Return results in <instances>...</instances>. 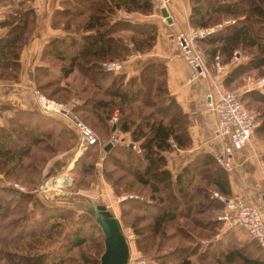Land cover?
Masks as SVG:
<instances>
[{"label": "trees", "instance_id": "16d2710c", "mask_svg": "<svg viewBox=\"0 0 264 264\" xmlns=\"http://www.w3.org/2000/svg\"><path fill=\"white\" fill-rule=\"evenodd\" d=\"M31 1L11 2V11L2 21L9 28L0 37V80H20V55L36 25ZM189 2L192 26L233 19L198 39L211 59L219 52L221 61L227 63L235 49L247 57L225 74L223 85L229 87L246 74L264 70V0ZM60 5L52 14L51 26L72 35L53 37L43 45L40 61L34 66V86L66 103L67 96L61 91L70 85L68 77H80V102L71 110L90 128L95 140L85 144L75 166L90 153V146L102 145L103 136L113 138L104 152L102 172L116 194H136L122 202L131 211L141 210L130 225L135 247L148 254V264H195L193 255L198 261L211 259L202 264H264L262 246L249 233L218 240L214 248L200 242L219 230L216 215L223 204L211 191L230 195L228 170L205 151L197 152L174 176L167 167L166 152L189 147L192 138L190 115L168 89L166 64L148 59L138 75L129 77L101 65L105 59L126 57L132 49L153 47L158 30L155 22L117 16V10L151 13L152 0H62ZM65 78L66 86L62 84ZM240 100L252 107L264 129V89L245 91ZM38 108L16 109L0 124V174L6 180L34 184V175L41 173L49 157L45 152L55 153L81 138L69 116L62 115L67 120H61ZM125 161L134 166H122ZM39 202H34L30 191L0 183V264H99L103 231L94 215L86 212L70 222L72 213L66 207ZM124 215L119 218L121 226ZM84 219L95 229L96 256L87 250L80 257L73 254L87 240Z\"/></svg>", "mask_w": 264, "mask_h": 264}, {"label": "crops", "instance_id": "0c3cea01", "mask_svg": "<svg viewBox=\"0 0 264 264\" xmlns=\"http://www.w3.org/2000/svg\"><path fill=\"white\" fill-rule=\"evenodd\" d=\"M13 1L15 0H0V37L4 36L9 28L2 21L11 11V2ZM152 2L153 10L151 13H128L124 10H117V16L138 22L153 21L157 24V36L150 53L154 51L152 58L166 64L168 89L181 104L184 111L190 115L191 145L187 148L174 147L171 151L166 152L167 167L174 176L199 151L210 152L215 156L216 153L222 150L228 138L217 133L216 115L206 106V92L211 86V78L201 77L194 81H187L189 68L184 57L178 53L175 34L178 30L190 26L188 19L190 12L189 0H167L166 7L159 4L160 0H152ZM60 3H62V0L31 1V6L36 13V25L20 55V80H0V124L5 123L6 116L16 109L37 108L34 102V66L40 61L43 45L53 37H70L72 35L60 28L51 26L52 14L61 6ZM163 8H165L169 18L173 20L172 24H167L160 19ZM245 60H247V57L235 49L230 61L224 63L225 70L221 77L223 78L235 64ZM139 70L140 67L131 63L126 65L123 72L130 75L129 72L137 74ZM248 90L263 91V87L242 88L239 92L242 95L243 92ZM263 156L264 129L260 127V120H257L250 141L242 148L234 151L232 165L226 168L230 183V195L238 194L256 206L261 205L262 200H264ZM243 232L248 233L244 228L236 230V228L231 229L220 226L214 235L201 238L200 242L214 248L218 240L224 242ZM223 245L227 247V243ZM262 251L264 252V247H262ZM209 260L211 261V259L198 261L196 257L195 264H202Z\"/></svg>", "mask_w": 264, "mask_h": 264}, {"label": "built area", "instance_id": "2783aa9c", "mask_svg": "<svg viewBox=\"0 0 264 264\" xmlns=\"http://www.w3.org/2000/svg\"><path fill=\"white\" fill-rule=\"evenodd\" d=\"M160 5L166 7L167 0H161ZM160 19L167 23L172 24L173 20H168V15L162 14ZM226 20L223 23L211 24L206 26H190L188 29L178 30L175 34V40L178 47V53L181 54L188 67L189 75L188 81L196 80L199 77H207L208 70L201 52L195 45V40L203 38L223 26L232 22ZM139 51L133 52L131 56H138ZM213 68L215 69V75L211 78L210 87L206 92V106L216 115L217 118V133L222 136H227L228 141L223 145L220 152L215 154L216 161L229 168L233 162V153L245 146L255 130L257 125L256 113L247 109L240 100V92L235 90H226L219 87V83L222 80L221 74L225 70V65L221 61L219 52L213 57ZM102 67L112 72H120L124 68V60L120 59H105L101 61ZM252 86L264 87V76L256 79L249 80ZM36 98L38 107L45 112L60 113L65 116H71L73 122L79 127L81 138L86 143L93 142L95 137L93 132L79 121L73 115H70L69 110L65 104L54 98L48 97L38 91H36ZM56 177H60L59 183L55 181ZM56 177H49L42 185L44 192H52L55 188V192H64L63 187L65 183V176L60 175ZM47 182L50 184L46 185ZM56 182L57 185L54 183ZM14 186L21 188L17 182L13 183ZM212 196L218 198L222 204L223 209L216 215V219L224 222L227 228L242 227L251 237L257 240V242L264 247V200H262L260 206H256L248 202L243 196L234 194L226 196L217 190L211 191ZM149 259L142 254L134 255L130 250L127 264H148Z\"/></svg>", "mask_w": 264, "mask_h": 264}, {"label": "rangeland", "instance_id": "374dc122", "mask_svg": "<svg viewBox=\"0 0 264 264\" xmlns=\"http://www.w3.org/2000/svg\"><path fill=\"white\" fill-rule=\"evenodd\" d=\"M226 20H231V19H225L217 23H221V22L223 23ZM190 26H188L185 29L190 28ZM128 44L132 46L131 42H129ZM195 45L197 46L198 50L201 52L204 61L206 60L205 64L208 70L207 77L212 78L215 75L214 74L215 69H213V64H212L213 59H211V57H207L206 53L203 52L202 48L198 47L200 45V42L198 39L195 40ZM150 50H152V47L148 49L147 51H140L139 49H132L127 54L126 57L124 58L119 57V58H114V59L124 60V68L126 67L127 64L129 65L133 63L135 66L140 67V70H141V67L143 66L146 60L153 59L152 56L154 55V51L150 53L151 52ZM136 51H139L140 54L136 57L131 56V54ZM124 68L122 72L124 71ZM140 70L137 72V74H131V72H129L130 75H127L126 72L124 73L126 74V77H129L132 75H138L140 73ZM74 74H77V73H74ZM262 76H264V70L259 73L251 72L250 74H246L245 76H242L239 79H236L234 82L229 84V87H226L225 85H223L221 81L219 83V87L222 89L235 90V91L242 90V88L247 89V87H252V84L250 83L249 80L256 79ZM68 79H69V82L71 83L70 85L67 84L68 86L67 90L61 91V93L67 96L65 100L66 103L64 104L69 110L70 115H73V117H76V115L72 112L71 108L75 110L74 105L80 102L79 98L77 97V89H78V84L82 82H80L79 76L73 75V74L70 75ZM241 81H243L242 84H239L241 83ZM66 83H67V78L62 80V84H65L66 86ZM210 87H213V85L211 84ZM36 91L38 90L34 86V102H35V106L38 108ZM254 96L258 97L257 94L256 95L254 94ZM246 108L250 109L251 111L253 110L252 107L250 108L247 105H246ZM52 115H54L57 118H60L61 120H67L64 116H62V114L53 113ZM103 138H104L103 140L102 139L100 140V143L102 144L101 146L100 145L98 146L97 144L96 146H93V147L90 146L88 148V151L90 153L86 157H83L82 158L83 160L81 159L82 161L81 162L79 161L77 166H75L76 159L82 152H84V150H86L85 144H87L85 141H83L82 138L79 139L78 137H77V141L75 140L74 144L70 146L65 145L64 147L66 148L61 147L62 149L56 151L55 153H50V154L45 152V154H48L49 157L47 158L45 162H43L44 164L42 163L43 165H42L41 173L34 175V184L28 185L25 182H22L20 180H6L2 177V174H0V183L10 186L12 188L18 189L19 191H22V192L30 191L32 196H34V202L40 203L39 201H41L45 203L46 205H59V206L66 207L73 214V215L72 214L70 215V219H69L70 222L76 216L78 215L80 216L81 214H86V212L92 215V211L94 210L95 205L90 202V199L93 200L96 204L98 203L105 204L107 208L113 214H115L118 218L122 217V213L124 215V213H126L127 211L128 214L126 213V216L124 215L123 217L124 224L122 223V227L126 235V238L128 240L130 250L132 254L134 255L142 254L148 257V254H144L141 251L139 252L137 248L135 247V242H134L135 233L132 229V226L130 225L132 218L136 214H138L141 210L137 209V210L131 211L130 209H127L128 207H126V205L123 204L122 202V200H124L125 198L131 197L136 194H133L132 192H128V191L122 192L120 194H116L114 192L111 182L108 179H106V177L104 176L102 172L103 165H104V152L106 151L104 147L109 142H111L112 144V139H113L111 137L110 139L106 140L107 137L105 136H103ZM70 142H73V141H70ZM108 164H111V163H108ZM86 166L90 168L88 171H86ZM122 166H125L128 169H131V167H133L134 165H130V163L125 161L123 162ZM109 167L112 168L111 165H109ZM122 172L123 171H120L118 174H121ZM64 173H65V176H68L69 178V182L63 187L64 192H61V191L55 192V188L52 192H44L42 190V185L47 178L60 176V175H63ZM14 182H17L22 187L18 188L14 186L13 185ZM54 183L57 185L56 182ZM221 211H219L218 213H220ZM81 219L82 218H80L79 220ZM217 220L220 221L219 225L221 227L225 226L224 222H222L219 219ZM81 223L84 225L83 231L86 235L87 240L81 247H76L73 250V254H75L77 257H80L81 252L83 250H87L88 252H91V254L95 253V256H96L99 252V250L97 249V246H95L97 245V241L96 242L92 241V239H94L92 238V234L95 232V229L90 226V223L88 222L87 219H84V221H81ZM67 228L68 227H66V229ZM234 228H236V230L243 229L242 227H233L231 229H234ZM191 258L194 261L196 260L195 255H193Z\"/></svg>", "mask_w": 264, "mask_h": 264}, {"label": "water", "instance_id": "95a60500", "mask_svg": "<svg viewBox=\"0 0 264 264\" xmlns=\"http://www.w3.org/2000/svg\"><path fill=\"white\" fill-rule=\"evenodd\" d=\"M162 13L168 15L165 8H163ZM168 20H170L169 16ZM112 128H115V124L112 125ZM110 145L111 142L106 144L104 149L107 150ZM64 181L65 183L69 182L68 176L65 177ZM90 202L95 205L92 214L103 231L104 249L100 255L99 264H127L130 246L119 218L105 204H96L91 200Z\"/></svg>", "mask_w": 264, "mask_h": 264}, {"label": "bare ground", "instance_id": "6f19581e", "mask_svg": "<svg viewBox=\"0 0 264 264\" xmlns=\"http://www.w3.org/2000/svg\"><path fill=\"white\" fill-rule=\"evenodd\" d=\"M63 176H65V173L63 174ZM65 177H66V176H65ZM55 181H56L57 183H59V181H60V177H59V178H56ZM47 184H50V183L47 182Z\"/></svg>", "mask_w": 264, "mask_h": 264}]
</instances>
